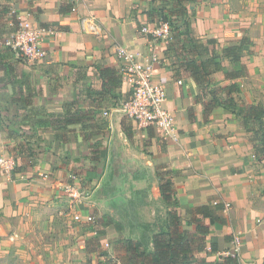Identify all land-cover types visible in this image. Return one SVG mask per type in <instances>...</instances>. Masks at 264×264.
<instances>
[{
	"label": "crops",
	"instance_id": "crops-1",
	"mask_svg": "<svg viewBox=\"0 0 264 264\" xmlns=\"http://www.w3.org/2000/svg\"><path fill=\"white\" fill-rule=\"evenodd\" d=\"M159 5V0H0V158L19 152L5 114L11 116L16 108L30 105L34 107L33 115L38 108L53 114H81L91 108L96 114L93 119L82 117L81 122L68 126L46 125V142L41 139V144L57 146L60 155L44 151L37 154L40 170L57 163L60 168L89 147H103L104 157L108 148L134 141L140 151L131 152L133 156L140 158V153L149 164L168 172L178 202V223L182 218L185 231L197 234L195 219L209 223V218L196 212L199 206L213 210L217 204L223 206L217 211L223 222L211 225L206 235L199 234L205 248L194 252L197 257L210 262L227 256L238 235L239 263L261 264L264 156L255 148V137H250L251 132L255 136L259 124H248L249 129H255L249 131L243 126L241 112L250 104L264 105V0H196L186 4L191 34L199 41L214 39L217 54L224 46L245 39L241 62L247 74L226 78L225 73L239 69V65L223 58L221 71L203 77L202 83L185 66H179L183 56L178 59L167 39H154L142 31V27H152L158 21L156 13L149 15V10ZM17 18L32 19L51 29L43 42V60L27 63L3 44L11 30L9 21ZM81 19H92L94 30L83 29ZM116 45L158 56L154 79L165 87V106L173 112L179 132L176 141L163 139L152 127L140 129L118 112L128 97L129 86L121 77ZM97 66L116 70L121 86L110 91L103 89ZM234 81L241 92L235 98L237 106L230 110L217 104L226 99V93H216V102L211 91ZM24 84L28 93L20 97H27L28 101H16L19 96L13 97L12 93ZM203 85L207 88L203 89ZM22 117L17 123L23 121ZM32 125L35 130L39 128L35 122ZM70 150L74 153L70 154ZM36 170L33 162L9 173L0 170V246L4 243L2 237L6 241L22 237L19 229L28 226L34 214L42 212L37 204L49 201L50 193L56 192L67 176L63 168L43 178ZM158 195L159 186L153 193Z\"/></svg>",
	"mask_w": 264,
	"mask_h": 264
},
{
	"label": "rangeland",
	"instance_id": "rangeland-1",
	"mask_svg": "<svg viewBox=\"0 0 264 264\" xmlns=\"http://www.w3.org/2000/svg\"><path fill=\"white\" fill-rule=\"evenodd\" d=\"M166 39L171 40L170 37ZM27 93L24 84L12 94L18 97ZM33 109L30 105V108H16L11 116L5 114L6 121L11 124L9 133L17 138L18 143H15L19 147V152L9 154L14 159V169L33 162L40 178L49 173L55 175L61 168L67 176L56 192L50 193L49 201L37 204L43 213L34 214L32 222L19 229L21 238H7L6 241V237H2L0 264H143L144 258L138 256L134 248L136 241L150 249L148 242L154 233L168 229L184 230L182 218L176 225L172 222L169 211L174 206L164 203L159 195L153 196L159 185L156 173L165 169L149 164L140 153V158L133 156L131 152L140 151L134 141L108 148V155L104 157L103 147H89L83 152L80 150L76 160L67 161L60 168L57 163L55 166L45 165V169L40 170L37 154L43 151L59 154L60 150L57 146L41 144V139L46 142V125L55 117L43 108H38V115H33ZM81 114L85 119L96 116L91 108ZM19 115L23 116V121L17 123ZM33 122L38 129L32 127ZM250 137H255L257 148L261 150L264 147V126L255 132V136L251 132ZM73 153L70 150V154ZM69 174H76L80 179L81 186L76 192L80 202L64 187L71 182ZM1 215L2 212L0 224L3 222ZM91 215L96 216L94 224L87 222ZM75 216H79L78 219Z\"/></svg>",
	"mask_w": 264,
	"mask_h": 264
},
{
	"label": "trees",
	"instance_id": "trees-1",
	"mask_svg": "<svg viewBox=\"0 0 264 264\" xmlns=\"http://www.w3.org/2000/svg\"><path fill=\"white\" fill-rule=\"evenodd\" d=\"M159 1V7H153L149 10V15L156 13L158 20L169 24V37L171 40H167L168 46L178 59L183 56L184 61L180 62L179 66H185L197 82L202 83L203 77L221 71L223 58H229L232 62L239 65V69L226 72V78L236 79L247 74V68L241 62L242 53L245 50L244 38L237 44L224 46L219 55L215 50L216 41L214 39L199 41L191 34L186 4L196 0ZM96 69L102 78L103 89L110 91L121 86V79L116 70L103 66H97ZM205 88L207 86L203 85V89ZM221 92L226 93V99L217 102L215 94ZM240 92V85L235 81L211 91V93H214L213 100L230 110H234L235 106H237L235 98L239 96ZM20 96L16 101H28L27 97L21 98ZM51 115L55 118L50 121V124L56 126H68L79 123L83 117L82 114L76 112L52 113ZM241 116L244 127L248 124H259V127H262L264 126V105L261 103L247 105L242 110ZM249 128L247 126L249 131L255 130L252 127L251 129ZM255 132H258V130H255ZM255 148L261 156H264V147H261V150H258L257 146ZM156 176L159 180L158 186L162 201L174 206L169 213L173 217L172 222L176 225L179 221V216L175 209L178 202L174 184L170 177H167V171L157 172ZM221 208L223 206L220 204H217L214 210L209 209L206 205L196 208V212L202 218H209L208 224H205L202 219L194 220L197 234L188 233L185 230H161L154 233L149 240L150 249L142 244L141 241H136L134 248L138 252V256L144 258L143 264H240L237 257L230 255L219 257L218 260L209 262L202 257H197L194 253L195 251L203 252L205 248L204 239L199 234L204 236L209 232L211 225L216 222H223V219L217 213ZM261 264H264V262Z\"/></svg>",
	"mask_w": 264,
	"mask_h": 264
},
{
	"label": "built area",
	"instance_id": "built-area-1",
	"mask_svg": "<svg viewBox=\"0 0 264 264\" xmlns=\"http://www.w3.org/2000/svg\"><path fill=\"white\" fill-rule=\"evenodd\" d=\"M9 24L11 30L3 39V44L27 63L43 60L46 56L43 42L52 33L51 29L28 18L11 19ZM80 24L87 32L94 30L92 19H81ZM142 31L150 34L154 39H166L170 35L169 24L160 20L152 27H142ZM114 52L121 62L119 69L122 80L129 86L128 97L121 102L118 112L131 119L138 128L152 127L159 131L163 139L176 141L179 132L173 112L165 106V87L154 79V63L158 61V56L129 50L121 45H116ZM0 167L2 172L9 173L14 168V159L10 156L0 158ZM68 176L71 182L66 183L64 187L78 201L76 192L81 186L80 179L76 174ZM78 217L75 216L76 219ZM96 220V216L91 215L87 222L94 224ZM233 243L234 248L227 255L237 257L240 250V236H234Z\"/></svg>",
	"mask_w": 264,
	"mask_h": 264
}]
</instances>
